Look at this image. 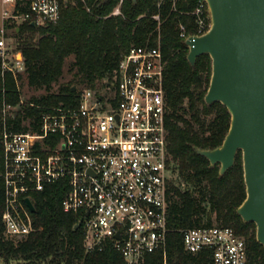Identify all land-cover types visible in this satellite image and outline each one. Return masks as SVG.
<instances>
[{"label":"trees","instance_id":"obj_1","mask_svg":"<svg viewBox=\"0 0 264 264\" xmlns=\"http://www.w3.org/2000/svg\"><path fill=\"white\" fill-rule=\"evenodd\" d=\"M120 0H83L66 3L56 22L42 26L30 22L18 30L8 22L5 29L17 38L24 70L3 71L0 62V170L3 165L1 135L4 126L26 130L23 122L38 118L37 106L78 105L82 88L98 92L113 87L121 56L132 46L160 45L163 60V90L166 102L168 155L173 176L169 182L168 234L166 257L161 252L146 256L143 264H212L210 253L192 255L184 250L182 231L201 226L232 227L245 240L249 264H264V247L256 239V225L244 222L236 212L246 198L242 153L233 166L220 175V165H211L197 150L219 147L230 127L231 115L222 103L207 104L205 95L212 74L208 54L187 60L188 47L180 37V26L194 32L190 12L197 0H122L120 13L111 15ZM155 15L159 19L154 18ZM72 57L68 82L52 86L63 75L64 64ZM24 81L45 94L23 97ZM76 89L72 91V87ZM99 93V92H98ZM100 94V93H99ZM5 105L11 109L4 113ZM67 193L64 182L49 184L32 193L29 209L34 230L27 238L14 241L4 235L2 211L4 192L0 183V260L4 264H124L112 245L87 252L82 226L65 212L61 202Z\"/></svg>","mask_w":264,"mask_h":264},{"label":"built area","instance_id":"obj_2","mask_svg":"<svg viewBox=\"0 0 264 264\" xmlns=\"http://www.w3.org/2000/svg\"><path fill=\"white\" fill-rule=\"evenodd\" d=\"M77 1L0 0L2 70L16 75L25 68L21 51L14 52V42H8L6 22L16 30L26 22L36 26L56 22L62 7ZM121 3L111 15L120 13ZM190 14L194 32L188 34L181 25L184 42L205 34L211 26L206 0H197ZM164 65L159 44L132 46L121 56L114 88L108 87V94L82 88L78 105L73 107L29 103L41 110L38 118L23 122L26 130L4 126L0 183L7 238L22 240L34 230L26 203L32 193L64 182L67 193L61 205L82 226L87 252L102 251L110 244L124 264H143L154 252H161L165 259L173 172L162 85ZM20 102L26 104L24 97ZM10 109L5 105L3 112ZM182 233L189 254L208 251L212 264H249L245 240L232 227H192Z\"/></svg>","mask_w":264,"mask_h":264},{"label":"water","instance_id":"obj_3","mask_svg":"<svg viewBox=\"0 0 264 264\" xmlns=\"http://www.w3.org/2000/svg\"><path fill=\"white\" fill-rule=\"evenodd\" d=\"M206 2L211 26L205 34L185 40L187 60L194 65L202 54L211 57L205 102L222 103L231 121L219 147L197 153L212 166L220 165L223 175L241 151L246 198L236 212L244 222L256 225V239L264 247V0ZM26 203L33 210L29 199Z\"/></svg>","mask_w":264,"mask_h":264},{"label":"rangeland","instance_id":"obj_4","mask_svg":"<svg viewBox=\"0 0 264 264\" xmlns=\"http://www.w3.org/2000/svg\"><path fill=\"white\" fill-rule=\"evenodd\" d=\"M1 2H0V27H1V23H2V19H1ZM11 32H8V35H9V38H8V42H14L17 40V38L13 37L12 35H10ZM17 46L14 47V52H17ZM20 56V55H19ZM73 61V58L72 57H68L65 61V64H64V72H63V75L61 77H59V79L57 80V82L55 84H53L52 86V91H56L57 88H58V85L61 84V83H65V82H68L71 78V75L70 73L68 72V68L71 64V62ZM109 88H106V87H100L98 89V92L99 93H102V94H108L109 93ZM22 93H23V97L25 99H28L30 98L31 96H40L42 94H45L46 91H44L43 89H37V88H30L26 82L24 81V84H23V87H22ZM0 264H4L2 263V261L0 260Z\"/></svg>","mask_w":264,"mask_h":264},{"label":"crops","instance_id":"obj_5","mask_svg":"<svg viewBox=\"0 0 264 264\" xmlns=\"http://www.w3.org/2000/svg\"><path fill=\"white\" fill-rule=\"evenodd\" d=\"M1 25H2V23H1Z\"/></svg>","mask_w":264,"mask_h":264}]
</instances>
